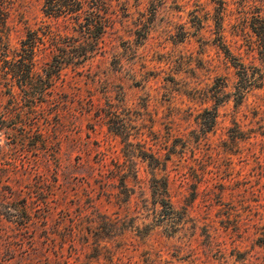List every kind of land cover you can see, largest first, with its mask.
Returning a JSON list of instances; mask_svg holds the SVG:
<instances>
[{"label": "rangeland", "instance_id": "374dc122", "mask_svg": "<svg viewBox=\"0 0 264 264\" xmlns=\"http://www.w3.org/2000/svg\"><path fill=\"white\" fill-rule=\"evenodd\" d=\"M84 4L98 49L32 108L0 67V264H264V0ZM43 10L15 1L12 47L65 31Z\"/></svg>", "mask_w": 264, "mask_h": 264}, {"label": "trees", "instance_id": "16d2710c", "mask_svg": "<svg viewBox=\"0 0 264 264\" xmlns=\"http://www.w3.org/2000/svg\"><path fill=\"white\" fill-rule=\"evenodd\" d=\"M16 0H0V67L11 79L8 95L12 106L18 107L23 101L32 108L53 85V80L61 76L65 68L74 70L85 66L86 60L97 51L100 36L104 33L110 16H100L86 7L84 0H44V13L48 17L67 18L65 31H55L50 26L29 29L19 41V47H12L9 41V17ZM258 30H252L256 36L255 44L264 55V19L259 20ZM220 43H222L220 41ZM39 44H49L50 60L42 70H37L36 55ZM228 53V50H225ZM240 79L247 75L241 72ZM37 80V82H35ZM244 88L238 86L240 98ZM24 99V100H23ZM41 101V100H40ZM15 116L20 110H14ZM163 191L167 192L166 181ZM259 244L264 245V238L258 236Z\"/></svg>", "mask_w": 264, "mask_h": 264}]
</instances>
